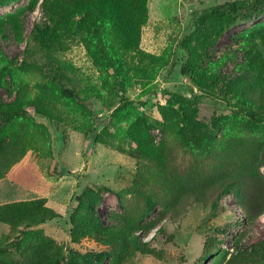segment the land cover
I'll return each instance as SVG.
<instances>
[{
	"label": "rangeland",
	"instance_id": "obj_1",
	"mask_svg": "<svg viewBox=\"0 0 264 264\" xmlns=\"http://www.w3.org/2000/svg\"><path fill=\"white\" fill-rule=\"evenodd\" d=\"M42 1L0 0V106L27 113L0 116V264H264V212L220 188L264 177V0H145L128 32Z\"/></svg>",
	"mask_w": 264,
	"mask_h": 264
},
{
	"label": "trees",
	"instance_id": "obj_2",
	"mask_svg": "<svg viewBox=\"0 0 264 264\" xmlns=\"http://www.w3.org/2000/svg\"><path fill=\"white\" fill-rule=\"evenodd\" d=\"M69 1L76 3L80 7L85 9L88 6L93 5L92 2L94 0H69ZM99 2L102 3L101 11L103 14L107 15V17L109 18L108 21L113 23L115 27H117L119 30L123 32H128L131 25L139 26V24L143 21V18L145 17V12H144L145 0H99ZM51 4H52L51 0H43L41 2L42 9L46 11L51 6ZM242 4H244V2L232 1V2H226L224 4H220L213 8V11L216 17L219 19V23H220V30L217 33H221V31L227 25L233 13H235L234 11H237L239 9V5ZM263 10H264V6L260 9V11ZM89 18L90 15L89 16L86 15L80 21L81 26L85 27V29L87 30L90 29V27L87 26L89 22ZM100 22L99 23L95 22V23H97V25L100 26L101 24ZM93 27H94V22H93ZM47 34H48V30H45L44 33L42 31L38 32V38L40 42H43V38ZM189 71H190L189 67L183 66L182 68L183 73H188ZM62 92L72 98H75L74 93L69 89H63ZM179 110H181L184 113L179 112ZM175 111L177 113L179 112V114L182 117L184 115H187L186 113H188V111L184 110V105H181L180 108L176 109ZM247 112L251 117L255 116L253 112H249V111ZM26 115L27 113L18 104L8 103L6 104V107L0 106V116L3 118H8L12 116L25 117ZM186 117H188L189 120L192 119V116L187 115ZM221 187L222 188L224 187L223 193H225L228 187H234V190L237 191V194L239 195L238 201L240 203V206L243 209V211L247 214V216H257L264 212V177L263 176L261 177L255 172H245L243 170H239V171L237 170L236 172L229 174V177H227V179L222 183L220 188ZM99 189L101 188L99 187ZM95 199L99 201L100 197L99 196L95 197ZM148 204L149 207L146 210V214L150 213L153 209V202L151 200H148ZM19 205L11 204L6 206L9 208L8 209L9 215H10V211L17 208V206H19V208L24 206L30 211L32 202L30 203L22 202L19 203ZM39 211L41 212L40 218L29 222L31 226L39 224L51 217L49 215H46L47 209L43 208V210H41V208H39ZM96 220H97L96 223H98L99 227H104V225L101 223L100 220L98 219ZM94 225L96 224L94 223ZM262 243L261 242L254 243L250 246V249L252 253H254L255 255L264 258V245ZM238 263L239 262L236 261L235 262L230 261L227 264H238Z\"/></svg>",
	"mask_w": 264,
	"mask_h": 264
}]
</instances>
